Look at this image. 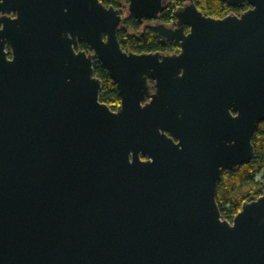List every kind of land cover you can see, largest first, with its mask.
<instances>
[{
  "label": "water",
  "instance_id": "obj_1",
  "mask_svg": "<svg viewBox=\"0 0 264 264\" xmlns=\"http://www.w3.org/2000/svg\"><path fill=\"white\" fill-rule=\"evenodd\" d=\"M183 1L152 26L178 52L134 53L99 0H0V264H264V188L230 221L215 202L264 118V0L218 18Z\"/></svg>",
  "mask_w": 264,
  "mask_h": 264
},
{
  "label": "trees",
  "instance_id": "obj_2",
  "mask_svg": "<svg viewBox=\"0 0 264 264\" xmlns=\"http://www.w3.org/2000/svg\"><path fill=\"white\" fill-rule=\"evenodd\" d=\"M104 6L120 8L122 0H99ZM183 0H166V6L158 14L157 21L174 22V10ZM195 7L204 15L218 18L230 12H237L246 7L230 6L225 0H193ZM187 30V29H186ZM117 40L122 50L134 53L163 52L176 53L179 50L177 42H162L151 24H138L131 15H124L121 26L117 30ZM75 50L87 51L89 47L82 42L74 46ZM92 73L100 81L98 99L110 109H116L119 96L109 77L105 66L96 58L92 61ZM253 147L251 160L231 169H221L220 178L215 188V202L221 219L230 221L241 205L256 198L264 188V118L255 126L250 138ZM259 174L260 178L256 179Z\"/></svg>",
  "mask_w": 264,
  "mask_h": 264
},
{
  "label": "flooded vegetation",
  "instance_id": "obj_3",
  "mask_svg": "<svg viewBox=\"0 0 264 264\" xmlns=\"http://www.w3.org/2000/svg\"><path fill=\"white\" fill-rule=\"evenodd\" d=\"M127 2V0H122V4H121V7L120 8H118L119 10H120V13L124 16V15H126L127 13H126V10H124V9H122V5L123 4H125ZM244 3H246V7L243 9V10H240V11H237V12H230V13H228V14H234V15H239L241 12H243V11H245V10H247L249 7H250V5L244 0V1H242L241 3H239V4H236V5H230V6H242V5H244ZM158 17V16H157ZM156 17V18H157ZM156 18H146V19H143V21H142V23L141 24H143V22H150V24H151V26H153V24H154V22H157V19ZM136 20V19H135ZM174 23V22H173ZM173 23H165V24H167V25H173ZM139 24V23H138ZM186 29H188L187 28V26H184V31H187ZM78 42H82V43H84L83 41H77V43ZM76 43V44H77ZM75 44V45H76ZM85 44V43H84ZM74 45V46H75ZM85 45H87V44H85ZM88 46V45H87ZM89 47V46H88ZM82 51H84V50H82ZM85 53H91L92 51H91V49L89 48V49H87V51H84ZM93 59H95V57H93ZM93 61V60H92ZM147 82L151 85L152 84V79L151 78H148L147 79ZM150 89L152 90V87H150Z\"/></svg>",
  "mask_w": 264,
  "mask_h": 264
},
{
  "label": "rangeland",
  "instance_id": "obj_4",
  "mask_svg": "<svg viewBox=\"0 0 264 264\" xmlns=\"http://www.w3.org/2000/svg\"><path fill=\"white\" fill-rule=\"evenodd\" d=\"M146 23H147V24H150V22H145V24H146ZM255 178H256V179H259V178H260V175L257 174Z\"/></svg>",
  "mask_w": 264,
  "mask_h": 264
}]
</instances>
